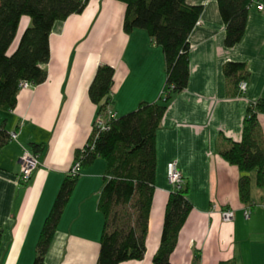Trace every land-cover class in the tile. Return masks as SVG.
<instances>
[{
	"label": "crops",
	"instance_id": "crops-1",
	"mask_svg": "<svg viewBox=\"0 0 264 264\" xmlns=\"http://www.w3.org/2000/svg\"><path fill=\"white\" fill-rule=\"evenodd\" d=\"M255 1V0H253ZM203 6L190 34V79L168 103L157 132L156 191L148 221L146 254L120 264H153L161 240L165 209L172 191L167 164L178 161L193 209L171 255V264H264V188L252 179V204L241 201V172L218 153L240 141L251 103H264V0L254 3L244 38L224 45L225 24L218 0H187ZM126 4L89 0L86 9L55 23L45 82L20 90L13 109L0 107V130L18 132L0 147V264H34L44 221L59 188L94 129L97 105L89 86L100 64L115 68L111 107L118 116L141 102H159L166 85L165 57L144 29H123ZM12 50L30 23L25 16ZM24 19V18H23ZM22 19V20H23ZM227 62H244L248 89L239 93L223 71ZM264 131V112L258 115ZM23 147L39 155L28 184L20 183ZM82 168L45 258L46 264H96L104 216L98 205L107 163ZM97 169V170H95ZM232 208L234 219L221 211ZM249 209V216L245 211ZM198 257L196 261L195 258Z\"/></svg>",
	"mask_w": 264,
	"mask_h": 264
},
{
	"label": "trees",
	"instance_id": "trees-1",
	"mask_svg": "<svg viewBox=\"0 0 264 264\" xmlns=\"http://www.w3.org/2000/svg\"><path fill=\"white\" fill-rule=\"evenodd\" d=\"M120 1L126 4L124 31L144 29L161 46L167 78L165 94L159 102H141L135 110L113 120L106 131L98 132L94 127L86 146L76 153V159H82V168L90 166L97 158L107 163L98 205L104 225L96 264L142 260L146 254L148 221L156 191L157 132L170 100L188 86L189 37L203 12V6L190 5L187 0ZM88 2L0 0V107L10 110L16 106L21 81H30L34 86L46 81L48 70L45 65L50 60V34L55 23L82 13ZM253 4V0H218L227 48L234 47L244 38ZM25 16L29 17L30 23L12 50ZM223 71L240 93V83L249 76L247 64L227 62ZM114 75L113 66L100 64L89 86V97L97 105V115L105 113L111 104ZM261 112H264L263 102L251 103L243 120L241 140L230 141L227 147L218 150L221 157L239 168L240 198L249 207L252 204L250 173L256 172V185L264 188V131L258 119ZM8 139L9 134L0 130V147ZM78 178L69 175L64 178L44 221L34 264H46V255ZM192 209L185 180L182 188L172 189L169 195L153 264H171V255ZM3 234L0 227V245Z\"/></svg>",
	"mask_w": 264,
	"mask_h": 264
},
{
	"label": "built area",
	"instance_id": "built-area-1",
	"mask_svg": "<svg viewBox=\"0 0 264 264\" xmlns=\"http://www.w3.org/2000/svg\"><path fill=\"white\" fill-rule=\"evenodd\" d=\"M256 7L259 10H263V4L261 0H255ZM199 23V21H198ZM197 23V24H198ZM34 85L30 81H21L20 89H28L33 87ZM248 89V82L246 80L242 81L239 85L240 93H245ZM165 94V93H163ZM111 95V94H110ZM118 117L117 113L112 109L111 104L107 106L105 113L97 115L94 127L99 131H106L110 128L111 123ZM18 132L13 131L9 134V140H17ZM40 164L39 155L37 152L23 147L22 154L20 157V166L21 170L18 176V180L20 183L28 184L36 170L38 169ZM82 170V159H76L72 166L68 170V175L70 177H77L81 174ZM167 180L169 184L172 186V189L177 190L184 186L185 178L178 166L177 160H172L167 164ZM246 216H249V209L245 211ZM221 216L224 221H231L234 219L235 211L232 208H225L221 211Z\"/></svg>",
	"mask_w": 264,
	"mask_h": 264
},
{
	"label": "rangeland",
	"instance_id": "rangeland-1",
	"mask_svg": "<svg viewBox=\"0 0 264 264\" xmlns=\"http://www.w3.org/2000/svg\"><path fill=\"white\" fill-rule=\"evenodd\" d=\"M104 165H105V161L100 160V161H98L96 168H98L100 171V169H102L104 167ZM95 170H97V169H95Z\"/></svg>",
	"mask_w": 264,
	"mask_h": 264
},
{
	"label": "bare ground",
	"instance_id": "bare-ground-1",
	"mask_svg": "<svg viewBox=\"0 0 264 264\" xmlns=\"http://www.w3.org/2000/svg\"><path fill=\"white\" fill-rule=\"evenodd\" d=\"M25 20H26V17H24V19L21 22V29H23L25 27Z\"/></svg>",
	"mask_w": 264,
	"mask_h": 264
}]
</instances>
